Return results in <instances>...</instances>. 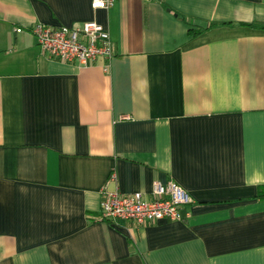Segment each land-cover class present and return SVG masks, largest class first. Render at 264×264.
I'll return each instance as SVG.
<instances>
[{"label":"crops","instance_id":"1","mask_svg":"<svg viewBox=\"0 0 264 264\" xmlns=\"http://www.w3.org/2000/svg\"><path fill=\"white\" fill-rule=\"evenodd\" d=\"M90 2L0 0V264H264V0ZM87 21L109 60L27 31ZM170 180L182 220L99 218L102 190Z\"/></svg>","mask_w":264,"mask_h":264},{"label":"built area","instance_id":"2","mask_svg":"<svg viewBox=\"0 0 264 264\" xmlns=\"http://www.w3.org/2000/svg\"><path fill=\"white\" fill-rule=\"evenodd\" d=\"M114 1L91 0L90 6L107 9ZM22 31V28L16 29V32ZM27 31L35 38L41 54L63 63L88 66L101 58L109 60L113 55L108 31L95 21L79 26L36 23ZM101 195L99 218L110 223L126 220L145 225L162 219L179 221L183 218V207L192 202L187 192L173 180L165 185L156 182L148 199L141 192L118 190H102Z\"/></svg>","mask_w":264,"mask_h":264},{"label":"trees","instance_id":"3","mask_svg":"<svg viewBox=\"0 0 264 264\" xmlns=\"http://www.w3.org/2000/svg\"><path fill=\"white\" fill-rule=\"evenodd\" d=\"M244 25L252 28L253 30H258V31L264 30V23L253 22V23L244 24ZM256 196L259 197V198H264V185L258 186L257 195Z\"/></svg>","mask_w":264,"mask_h":264}]
</instances>
